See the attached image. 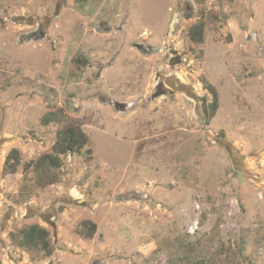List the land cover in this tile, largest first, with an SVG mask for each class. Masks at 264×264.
<instances>
[{
  "label": "rangeland",
  "instance_id": "rangeland-1",
  "mask_svg": "<svg viewBox=\"0 0 264 264\" xmlns=\"http://www.w3.org/2000/svg\"><path fill=\"white\" fill-rule=\"evenodd\" d=\"M69 124L90 144L55 184L3 174L11 149L36 160ZM32 224L50 256L19 247ZM183 242L264 264V0H0V264H191Z\"/></svg>",
  "mask_w": 264,
  "mask_h": 264
},
{
  "label": "trees",
  "instance_id": "trees-1",
  "mask_svg": "<svg viewBox=\"0 0 264 264\" xmlns=\"http://www.w3.org/2000/svg\"><path fill=\"white\" fill-rule=\"evenodd\" d=\"M194 1L199 2L200 0ZM188 33L189 38L194 45L204 44L206 39L205 23L202 21L196 22L191 26ZM77 60L79 63L82 62L80 58ZM180 62L181 58L177 57L174 59L173 64L176 65ZM204 88L212 97L211 100L209 99V95L203 96L200 99L202 102L204 117L206 122L209 123L219 110L220 100L217 89L211 83L204 81ZM58 121L57 113L52 112L45 116L43 123L45 126H48L53 123H59ZM89 144V136L80 126L74 124L64 125L56 131V141L50 153L43 154L36 160H31L24 164L21 151L17 148H13L5 158L2 172L5 175H14L18 173L20 167L23 165L25 173L33 172L38 175V183L41 187H44L47 184L52 185L56 182L54 179H48L49 175L52 171L58 170L62 167L64 157L76 154L86 155L85 149ZM97 230V224L90 220L81 222L77 227L78 234L87 240L93 239ZM19 247L27 251H31L32 249L42 250L47 256H50L52 251L49 230L39 224H32L23 228L19 235ZM181 252L183 255L181 260H191V264H217L216 257L219 256V258H221V255L218 253L207 252L204 248L200 249L199 247L186 242H183ZM243 253L244 251H240L241 257Z\"/></svg>",
  "mask_w": 264,
  "mask_h": 264
},
{
  "label": "water",
  "instance_id": "water-1",
  "mask_svg": "<svg viewBox=\"0 0 264 264\" xmlns=\"http://www.w3.org/2000/svg\"><path fill=\"white\" fill-rule=\"evenodd\" d=\"M180 90L183 91V93H186V94H188V95L191 94V89L188 88V87H186V85H184V84L181 85ZM196 99H197V98H195V100H196Z\"/></svg>",
  "mask_w": 264,
  "mask_h": 264
},
{
  "label": "flooded vegetation",
  "instance_id": "flooded-vegetation-1",
  "mask_svg": "<svg viewBox=\"0 0 264 264\" xmlns=\"http://www.w3.org/2000/svg\"><path fill=\"white\" fill-rule=\"evenodd\" d=\"M181 85H182V84H178V83L175 85L176 90L179 91V92H183V91L180 90ZM186 87H187V86H186ZM160 89L163 90V91H162L163 93L166 92V90L163 89V85H162V84H160V86H159V90H160Z\"/></svg>",
  "mask_w": 264,
  "mask_h": 264
},
{
  "label": "built area",
  "instance_id": "built-area-1",
  "mask_svg": "<svg viewBox=\"0 0 264 264\" xmlns=\"http://www.w3.org/2000/svg\"><path fill=\"white\" fill-rule=\"evenodd\" d=\"M182 61L186 62V61H187V59H186V58H183V59H182Z\"/></svg>",
  "mask_w": 264,
  "mask_h": 264
}]
</instances>
